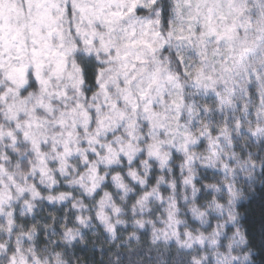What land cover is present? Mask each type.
I'll use <instances>...</instances> for the list:
<instances>
[{"label": "snow or ice", "instance_id": "6c2138e0", "mask_svg": "<svg viewBox=\"0 0 264 264\" xmlns=\"http://www.w3.org/2000/svg\"><path fill=\"white\" fill-rule=\"evenodd\" d=\"M0 264H264V0H0Z\"/></svg>", "mask_w": 264, "mask_h": 264}, {"label": "trees", "instance_id": "16d2710c", "mask_svg": "<svg viewBox=\"0 0 264 264\" xmlns=\"http://www.w3.org/2000/svg\"><path fill=\"white\" fill-rule=\"evenodd\" d=\"M251 220H252V218L251 217H249V221L251 222Z\"/></svg>", "mask_w": 264, "mask_h": 264}]
</instances>
